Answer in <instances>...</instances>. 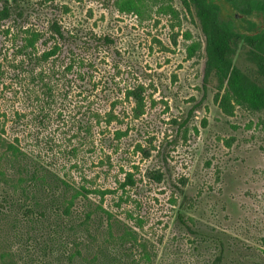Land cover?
Wrapping results in <instances>:
<instances>
[{"label": "rangeland", "instance_id": "obj_1", "mask_svg": "<svg viewBox=\"0 0 264 264\" xmlns=\"http://www.w3.org/2000/svg\"><path fill=\"white\" fill-rule=\"evenodd\" d=\"M213 1L225 21H232L235 4L244 9L249 3ZM141 4L139 14L119 11L115 0H0V9L9 11L0 21V136L18 137L28 148L38 138L40 153L57 173L77 185L112 190L101 203L135 232L139 245L130 252L131 264H211L216 257L218 264H264V110L238 107L233 116L223 115L214 80L203 85L204 36L197 19L180 0ZM239 15L256 23L252 29L243 19L241 31L264 23L263 10ZM53 23L64 40H58L55 58L59 72L50 77L51 62L29 60L19 49L29 32H38L26 54L39 55L55 40L44 44ZM236 44L234 63L251 67L243 43ZM70 50L94 63L99 90L89 103L78 92L88 87L68 84L64 77L74 79L73 73L62 76L58 62ZM43 82L52 87L49 100ZM136 83L145 88L144 113L130 122L132 103L122 99L115 106L124 117L121 126L131 127L117 147L75 128L76 121L89 120L88 104L104 108L111 103L108 94L122 96ZM136 142L148 156L135 151ZM3 153L0 145L8 179L13 168ZM121 165L134 174V186L119 188ZM157 171L159 182L152 177ZM30 203L20 188L0 181V253L13 259L0 264H59L58 254L43 248L51 227L24 214Z\"/></svg>", "mask_w": 264, "mask_h": 264}, {"label": "trees", "instance_id": "obj_2", "mask_svg": "<svg viewBox=\"0 0 264 264\" xmlns=\"http://www.w3.org/2000/svg\"><path fill=\"white\" fill-rule=\"evenodd\" d=\"M180 1L186 11L197 19L199 29L204 36L203 85L206 86L208 82L214 80V101L221 113L227 117L233 116L238 107L251 111L264 110V29L248 33L237 32L232 26L220 21L219 6L213 0ZM141 3L142 0H115L116 7L121 12L140 14ZM263 9L264 2L249 0L244 9L238 10L241 14L247 15L254 10ZM167 12L177 16V12L171 6L167 8ZM8 14V9L3 6L0 9V21L8 17ZM50 28L52 35L45 39L44 44L46 46L51 39L55 40L39 55H33L32 50L26 54L28 48L34 49L35 42L41 36L38 32L26 31L29 32V36L25 38V43L19 52L27 55L29 60L51 62L53 71L49 76L54 77L55 73L59 72V70L54 71L57 65L55 58L62 48L58 40H64V35L56 23L51 24ZM102 40L106 43L110 42L106 35ZM238 42L243 43L245 59L251 67L243 69L234 63ZM64 58H68L67 61ZM58 63L62 67V76L74 74V79L64 77L68 84L77 80L78 87H88L78 92L81 100L89 103L92 96L95 97L94 90L95 92L99 90L93 72V61L86 55H77L70 50L69 55H64ZM39 72L42 80V69ZM47 84L43 82L44 95L49 100L52 97V87ZM144 91V85L136 83L125 87L122 96L111 97L108 94L106 98L110 99L111 103L104 108L92 109L91 104H88L91 109L89 120L76 121L75 128L83 129L90 135L96 133L103 140L108 138L111 147H117L120 139L128 134L131 127L130 123H126L125 127L121 126L124 117L116 112L115 106L122 99L131 102L130 122L134 121L144 113ZM185 122L184 120L178 124L183 126ZM41 144L40 139L36 138L32 148H28L22 145L18 137L8 140L0 136L5 161H8L13 168V177L6 179L0 166V181L3 180L10 186L20 188L25 199L32 201V204L24 208L25 216L34 218L35 220L30 219L34 224L47 223L51 227L44 242V251L47 254L56 252L58 254L56 260L59 264H131L128 262V257H132L130 252L139 245L135 232L115 218L101 203L105 195L113 191L107 188H92L85 184L77 185L72 179H68L67 175H60L40 153ZM75 149L73 148L72 152H75ZM134 149L141 151L144 156L149 154L137 142ZM120 170L124 171L123 165ZM124 174L119 188L134 186V174L127 170ZM152 177L159 182L162 174L157 171ZM90 195L99 197L100 201L93 202ZM6 258L13 260L10 254L0 253V262ZM219 261L220 257H216L211 264H218ZM12 264L16 263L13 261Z\"/></svg>", "mask_w": 264, "mask_h": 264}, {"label": "flooded vegetation", "instance_id": "obj_3", "mask_svg": "<svg viewBox=\"0 0 264 264\" xmlns=\"http://www.w3.org/2000/svg\"><path fill=\"white\" fill-rule=\"evenodd\" d=\"M232 6V8L234 7L233 5H231ZM261 11V10H260ZM263 11H264V9H263ZM237 12H239V13H241L239 10H238V8H237V5L235 4V12L233 13V19H232V21H230V20H221L220 19V21L222 22H224V23H226V24H228V25H230V26H232L233 27V21L235 22V31H237V32H242V33H246V32H248V31H246V29L244 30V31H241L240 30V27H238L237 26V24H240V25H242L241 23V21H243V19H247V21H248V17H241L240 15H239V13H237ZM219 13H220V7H219ZM248 24H249V28H252V29H254V27L256 26V23L255 22H250V21H248ZM251 25V26H250ZM258 28H260V30L261 29H264V23H261V25L258 27ZM248 30H250V29H248Z\"/></svg>", "mask_w": 264, "mask_h": 264}]
</instances>
